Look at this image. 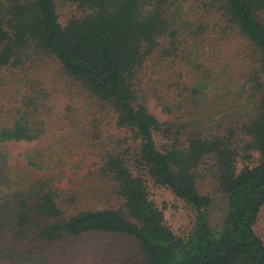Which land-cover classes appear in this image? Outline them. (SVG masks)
Instances as JSON below:
<instances>
[{
  "label": "trees",
  "instance_id": "obj_1",
  "mask_svg": "<svg viewBox=\"0 0 264 264\" xmlns=\"http://www.w3.org/2000/svg\"><path fill=\"white\" fill-rule=\"evenodd\" d=\"M57 1L0 0V76L51 58L93 114L82 122L66 107L51 127L48 93L33 90L0 127V151L78 121L102 165L77 188L55 185L61 174L35 176L50 171L40 153L24 156V174L0 170V264H48L47 250L63 243L80 255L59 264H102L92 237L132 240L136 264H264L255 231L264 206V0H59L76 9L65 24ZM230 39L236 48L222 65ZM151 102L174 119L160 121ZM111 125L118 135L103 131ZM8 159L0 152V166ZM205 172L224 200L214 222V198L198 188ZM153 188L193 209L185 235L166 225Z\"/></svg>",
  "mask_w": 264,
  "mask_h": 264
},
{
  "label": "rangeland",
  "instance_id": "obj_2",
  "mask_svg": "<svg viewBox=\"0 0 264 264\" xmlns=\"http://www.w3.org/2000/svg\"><path fill=\"white\" fill-rule=\"evenodd\" d=\"M57 11L59 13L60 22L65 24L66 21L76 14L75 7L57 1ZM236 48V41L230 39L226 45L222 47V57L220 64L232 60V52ZM146 83L149 75L142 77ZM77 88L61 76L56 61L45 56H38L35 59L26 62L22 67L12 68L6 67L2 70L0 76V127L5 126L13 118V106L23 100L31 91L36 92L43 90L48 93L45 104L47 121L51 127L57 119L66 114L65 108L71 107V112L82 122H86L88 117L93 114V110L87 106L88 100L85 95L78 92ZM151 111L156 117L162 121L173 120L174 116H167L161 113L160 109L155 107V102L150 104ZM219 109V108H218ZM219 118L218 115H215ZM76 128L70 129L67 132L52 131L37 142H8L0 151L9 156V159L0 166L1 171L14 169L15 172L25 173V165L28 155L40 153V160L49 167L50 171L36 172L35 176L43 174H61V181L56 182L59 188H66L77 185H88L90 177L82 179L83 174H87L102 165L99 150L94 151L85 143H82L84 132L82 123L74 121ZM109 134L118 135L119 132L114 128V125L103 128ZM122 134V133H121ZM160 140L158 139V142ZM82 145H79V144ZM64 150V155L60 152ZM60 152V153H59ZM25 156V157H24ZM24 157V158H23ZM2 173V172H1ZM203 179L198 182L199 191L205 194H210L214 198V207L211 209V220L214 222L221 214L223 197L215 193L217 188L211 175L204 173ZM151 196L155 205L163 212L164 220L167 226L177 235H185L190 229L194 221L193 209L183 201L177 199L169 191L165 189H151ZM255 231L264 242V206L259 212V216L255 225ZM92 244H99L103 255L106 256V261L102 264H136L139 262L138 250L134 242L128 238H117L115 240L103 237H92L87 239ZM1 246V243H0ZM86 246V245H79ZM111 248V251L107 248ZM1 248V247H0ZM80 251L83 248L79 249ZM52 262L48 264H59L63 260L68 261L73 252L80 255L79 252L69 243H63L55 246L51 250H47ZM49 259V260H50Z\"/></svg>",
  "mask_w": 264,
  "mask_h": 264
}]
</instances>
